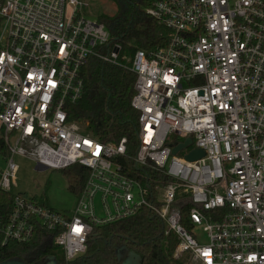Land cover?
I'll list each match as a JSON object with an SVG mask.
<instances>
[{
	"label": "built area",
	"instance_id": "built-area-1",
	"mask_svg": "<svg viewBox=\"0 0 264 264\" xmlns=\"http://www.w3.org/2000/svg\"><path fill=\"white\" fill-rule=\"evenodd\" d=\"M87 5L0 0V246L50 233L72 264L94 227L145 208L175 236L173 264H264V0H152L145 10L169 31L163 47L126 58L138 113L132 160L169 180L153 188L115 162L126 154L125 138L103 143L70 120L87 59L119 64L120 47L85 16ZM186 138L191 144L173 155ZM195 148L204 156L184 160ZM15 155L40 172L85 168L73 208L58 212L14 194Z\"/></svg>",
	"mask_w": 264,
	"mask_h": 264
},
{
	"label": "trees",
	"instance_id": "trees-1",
	"mask_svg": "<svg viewBox=\"0 0 264 264\" xmlns=\"http://www.w3.org/2000/svg\"><path fill=\"white\" fill-rule=\"evenodd\" d=\"M109 1L115 10L110 15H101L99 22L109 32V46L120 47L119 64L95 57L87 59L80 72L82 94L70 107V120L78 123L82 132L103 143L117 144L125 138L126 154L115 162L127 177L153 188L169 180L152 166L138 167L132 160L137 146L138 113L131 106L135 75L126 66L137 50L149 52L163 47L169 31L146 13L152 0ZM0 153L6 154L1 143ZM62 172L69 181V190L74 195L79 194L87 170L74 165ZM188 210V207L181 210V223L186 228ZM176 244L175 236L166 234L164 222L144 208L134 217L94 227L87 239L86 252L72 264H122L129 251L139 255L140 264H171L175 262ZM49 257H54L55 264H64L62 252L53 244L50 233H38L30 244L0 246V264L26 259H33L26 264H47Z\"/></svg>",
	"mask_w": 264,
	"mask_h": 264
},
{
	"label": "rangeland",
	"instance_id": "rangeland-1",
	"mask_svg": "<svg viewBox=\"0 0 264 264\" xmlns=\"http://www.w3.org/2000/svg\"><path fill=\"white\" fill-rule=\"evenodd\" d=\"M88 5L85 16L91 21H99L104 14H112L114 5L109 0H86ZM14 141H11V145ZM18 166L13 193H21L33 196L38 202L44 203L58 212L70 211L75 203V196L69 190V181L62 170L37 171L31 159L18 155L13 157ZM4 162L0 159V169H4ZM202 227L197 229L198 240L201 244H207L208 238L202 233ZM173 264V263H171Z\"/></svg>",
	"mask_w": 264,
	"mask_h": 264
},
{
	"label": "water",
	"instance_id": "water-1",
	"mask_svg": "<svg viewBox=\"0 0 264 264\" xmlns=\"http://www.w3.org/2000/svg\"><path fill=\"white\" fill-rule=\"evenodd\" d=\"M190 144H191V138H186L183 143L173 146L171 149V153L175 155L181 150L187 148ZM203 156H204V152L199 148H195L184 156V160H186L187 162H193L199 160ZM32 260L33 259H26L25 261L9 260L1 264H26V263H31ZM47 260L49 261L47 264H55L54 257H49L47 258ZM122 264H140V257L133 251H129L126 254L125 258L123 259Z\"/></svg>",
	"mask_w": 264,
	"mask_h": 264
}]
</instances>
